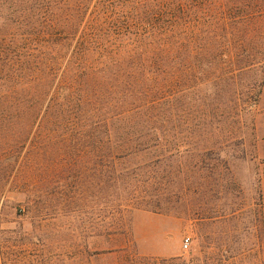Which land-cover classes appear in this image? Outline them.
Returning <instances> with one entry per match:
<instances>
[{
	"label": "rangeland",
	"instance_id": "obj_1",
	"mask_svg": "<svg viewBox=\"0 0 264 264\" xmlns=\"http://www.w3.org/2000/svg\"><path fill=\"white\" fill-rule=\"evenodd\" d=\"M259 25L244 43L230 27L218 32L230 55L256 59L235 87L215 80L223 71L213 63L211 85L181 68L176 98L164 97L162 160L136 147L125 160H97L77 129L47 132L46 116L36 142L0 160V264H264Z\"/></svg>",
	"mask_w": 264,
	"mask_h": 264
},
{
	"label": "trees",
	"instance_id": "obj_2",
	"mask_svg": "<svg viewBox=\"0 0 264 264\" xmlns=\"http://www.w3.org/2000/svg\"><path fill=\"white\" fill-rule=\"evenodd\" d=\"M262 20L264 0H0V160L36 142L48 115L47 132L77 129L97 160H125L132 147L162 160L164 97L176 98L181 68L211 85L213 63L215 80L235 87L256 59L230 55L218 32L244 43Z\"/></svg>",
	"mask_w": 264,
	"mask_h": 264
},
{
	"label": "built area",
	"instance_id": "obj_3",
	"mask_svg": "<svg viewBox=\"0 0 264 264\" xmlns=\"http://www.w3.org/2000/svg\"><path fill=\"white\" fill-rule=\"evenodd\" d=\"M189 242H190V239H186L183 246L185 249H187L189 247Z\"/></svg>",
	"mask_w": 264,
	"mask_h": 264
}]
</instances>
